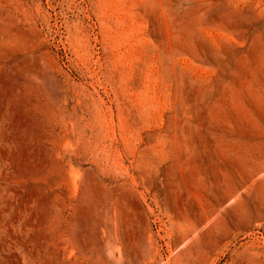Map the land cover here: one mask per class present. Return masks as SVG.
Segmentation results:
<instances>
[{
	"label": "rangeland",
	"instance_id": "rangeland-1",
	"mask_svg": "<svg viewBox=\"0 0 264 264\" xmlns=\"http://www.w3.org/2000/svg\"><path fill=\"white\" fill-rule=\"evenodd\" d=\"M0 264H264V0H0Z\"/></svg>",
	"mask_w": 264,
	"mask_h": 264
},
{
	"label": "bare ground",
	"instance_id": "bare-ground-1",
	"mask_svg": "<svg viewBox=\"0 0 264 264\" xmlns=\"http://www.w3.org/2000/svg\"><path fill=\"white\" fill-rule=\"evenodd\" d=\"M60 253V252H59ZM59 259H60V257H59ZM62 260V259H61Z\"/></svg>",
	"mask_w": 264,
	"mask_h": 264
}]
</instances>
